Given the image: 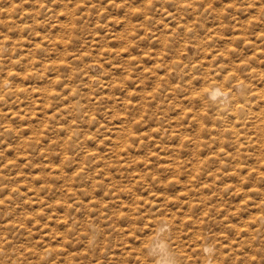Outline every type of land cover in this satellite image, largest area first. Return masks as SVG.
<instances>
[{
    "label": "rangeland",
    "instance_id": "1",
    "mask_svg": "<svg viewBox=\"0 0 264 264\" xmlns=\"http://www.w3.org/2000/svg\"><path fill=\"white\" fill-rule=\"evenodd\" d=\"M202 78L264 86V0H0V264L130 261L146 212L179 264H264V142L198 125Z\"/></svg>",
    "mask_w": 264,
    "mask_h": 264
},
{
    "label": "bare ground",
    "instance_id": "2",
    "mask_svg": "<svg viewBox=\"0 0 264 264\" xmlns=\"http://www.w3.org/2000/svg\"><path fill=\"white\" fill-rule=\"evenodd\" d=\"M6 45H8V42H5V44L3 43V48ZM50 45L54 46L55 44L52 43ZM192 48L193 47H188L185 50L186 51L185 54L188 55ZM99 69L100 67L96 64H92L88 68V70L93 73L99 71ZM247 83L249 82L248 81L237 82L229 87H223V86L216 84L215 82L209 84L207 83V80L203 79L201 81L200 86L196 90H194V92L192 93L193 100L190 99L191 102L193 103L197 102L201 104V107L198 110L199 112L194 113V116L197 118L196 121L198 122V125H201L202 123H208V121L211 123L214 122L215 121L214 119H210L213 117V115H216L217 117H219V119L217 120H220L221 118H226V117L233 118L232 120L239 119L242 124L240 125L239 132L242 131L243 135H247L248 133H258V135L256 136L259 137L264 142V89H262L264 88V86H261L262 87L261 89L260 87L259 89H254L252 88L253 83H251L250 85ZM4 87L5 86H1V88L3 89ZM245 87L249 89L248 93H244L243 89ZM193 103L192 105H194ZM197 103H195V105ZM231 125H233L232 129L235 130L236 127L233 122L231 123ZM249 127L251 128L249 129ZM118 129L121 134L124 133L122 132L123 129L121 127H118ZM231 133L234 134V136L240 135V134L238 135V133H235V132H231ZM128 135L127 136L125 135L126 138L128 137ZM126 138H124L121 144H119V147L121 149L125 148V144L127 140ZM212 140H215V139H212ZM119 150L120 149L118 148V151ZM262 159H261V162L264 161V160L262 161ZM78 176L81 177L80 172H78ZM262 196L264 197V191H263ZM81 205H84L83 202H81ZM89 207H92V206H89ZM89 207L87 208L89 209ZM75 209L70 208L69 210L73 211ZM80 210L82 211H80L79 213L80 217L78 216V221H77L78 223L77 222L76 223L79 224L81 227H83V231H84L83 235H86V237L88 238L87 243H89L88 245L90 246L91 242L93 241V238L95 237L91 235L93 234L91 231L94 230L93 225L95 224L94 223L92 224V222H87V219L82 221L81 220L82 216H85V218H90L91 212L87 210L85 207H81ZM169 215H170V221H169L170 224L168 226L171 227V230L167 236L163 235L164 231L166 230L165 224L155 221V219L153 218V215L150 212H146L145 215H142V217L140 218L141 219L140 227L138 226L139 228H136L135 226L134 228L135 233L136 231L138 232L136 233L138 234V236L137 237L135 236V238L132 241L133 245H131L130 248L128 246L126 247L128 251L122 253L123 255H126L125 258L129 259L130 261H125V260L123 261V259L122 261H120L119 260L120 257H119L117 261L118 264H119V261L120 263L123 262V264H179V260H182L181 257L183 256V254L181 253L182 252L181 240H179L180 236L178 235V231H177L178 221L175 215L173 214H169ZM140 219L138 221H140ZM100 225H97V226L100 227ZM128 227L130 228L131 226L128 225ZM138 237L140 239H138ZM97 244L98 243H96V245ZM201 248L203 250V254L207 257L209 256V258L204 261V264H214L212 261H210L211 258L214 257L215 255L213 252L215 250L212 251L213 247L211 248L210 246L206 245V246H200V249ZM194 250L195 249H193L192 252H194ZM109 255L110 254H108V256ZM185 257L186 258L190 257V254L186 255ZM222 260L224 261L225 258H223ZM72 261L73 260H71V262ZM191 264H197V263L196 261L191 260Z\"/></svg>",
    "mask_w": 264,
    "mask_h": 264
}]
</instances>
